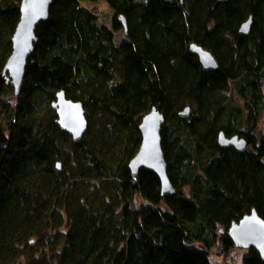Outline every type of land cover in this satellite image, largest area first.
<instances>
[{"label":"trees","instance_id":"1","mask_svg":"<svg viewBox=\"0 0 264 264\" xmlns=\"http://www.w3.org/2000/svg\"><path fill=\"white\" fill-rule=\"evenodd\" d=\"M21 1L0 0V79ZM84 1L53 0L22 88L0 87V264H219L233 221L264 219V0H106L111 25ZM60 90L84 104L80 140L58 124ZM153 106L172 194L129 167ZM248 250L242 264H264Z\"/></svg>","mask_w":264,"mask_h":264},{"label":"water","instance_id":"2","mask_svg":"<svg viewBox=\"0 0 264 264\" xmlns=\"http://www.w3.org/2000/svg\"><path fill=\"white\" fill-rule=\"evenodd\" d=\"M52 5L53 0L21 1V18L12 36L13 50L3 67L0 87L5 79H10V83H12L16 92H19L22 88L28 59L34 53V44L38 40V37H36L37 25L48 20ZM252 23V17L248 18L240 26V33L247 36L252 29ZM191 50L198 54L200 62L206 69L213 70L218 66V62H216L211 51L195 43L191 45ZM53 108L58 115V124L61 128L73 136L75 140L82 139L89 125L84 104L68 99L65 91L60 90L53 102ZM190 112L191 109L185 107L181 112V116H188ZM141 121V145L135 156L130 160L129 167L133 174H137L141 169L155 172L161 180L162 194H172L175 192V188L168 176V165L161 143L160 131L165 121L164 114L153 106ZM218 140L222 147L227 148L232 145L240 152L245 151L248 146L246 139L239 138L238 135L227 137L224 132H220ZM60 167L61 164L57 163V169H60ZM227 233L237 247L259 250L264 260V219L259 216L256 210L244 214L238 221H233Z\"/></svg>","mask_w":264,"mask_h":264},{"label":"rangeland","instance_id":"3","mask_svg":"<svg viewBox=\"0 0 264 264\" xmlns=\"http://www.w3.org/2000/svg\"><path fill=\"white\" fill-rule=\"evenodd\" d=\"M84 5L87 7H94L97 12L100 13L102 23L111 25V18L114 14L113 8H111L106 0L93 1H84ZM261 119L258 123V133L264 132V110L261 114ZM222 251L220 246L212 248V258L217 257L219 264H242L243 257L249 252L248 248H239L234 247L227 255L219 254Z\"/></svg>","mask_w":264,"mask_h":264}]
</instances>
